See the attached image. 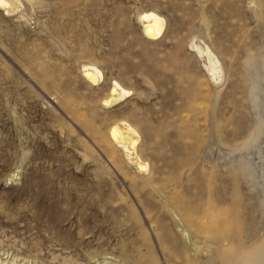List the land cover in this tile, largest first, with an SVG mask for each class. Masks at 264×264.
Listing matches in <instances>:
<instances>
[{"label":"rangeland","instance_id":"rangeland-1","mask_svg":"<svg viewBox=\"0 0 264 264\" xmlns=\"http://www.w3.org/2000/svg\"><path fill=\"white\" fill-rule=\"evenodd\" d=\"M144 11L165 21L156 40L141 33ZM83 64L101 71L97 86ZM112 80L131 95L106 109ZM117 121L140 134L147 171L109 137ZM11 261L264 264V0L0 11V262Z\"/></svg>","mask_w":264,"mask_h":264},{"label":"bare ground","instance_id":"bare-ground-1","mask_svg":"<svg viewBox=\"0 0 264 264\" xmlns=\"http://www.w3.org/2000/svg\"><path fill=\"white\" fill-rule=\"evenodd\" d=\"M19 6L20 0H0V11L5 15L16 12ZM138 22L141 33L146 39L156 40L164 32V19L153 11H144L140 13L138 15ZM191 48L198 57L203 58L206 61V71L209 77L214 81L221 79L220 75L222 70L220 61L208 45L206 46L204 42H194L191 45ZM80 75L83 81L90 86H97L102 78L101 71L96 66L89 64H83L80 67ZM130 95V91L124 89L117 81L112 80L109 84L107 93L100 103L104 108L111 109ZM108 135L122 152V155L125 157L128 164L135 167L139 172L147 171L148 164L138 156L137 145L140 141V134L134 127L125 121H117L109 127ZM0 264H16V262H0ZM96 264L99 263L96 262Z\"/></svg>","mask_w":264,"mask_h":264}]
</instances>
